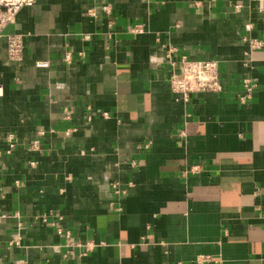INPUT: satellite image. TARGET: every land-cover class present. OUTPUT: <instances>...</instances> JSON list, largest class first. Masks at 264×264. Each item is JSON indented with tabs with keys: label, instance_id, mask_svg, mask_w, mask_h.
<instances>
[{
	"label": "crops",
	"instance_id": "0c3cea01",
	"mask_svg": "<svg viewBox=\"0 0 264 264\" xmlns=\"http://www.w3.org/2000/svg\"><path fill=\"white\" fill-rule=\"evenodd\" d=\"M3 34L0 264H264V0H39ZM168 54L223 91L180 99Z\"/></svg>",
	"mask_w": 264,
	"mask_h": 264
},
{
	"label": "built area",
	"instance_id": "2783aa9c",
	"mask_svg": "<svg viewBox=\"0 0 264 264\" xmlns=\"http://www.w3.org/2000/svg\"><path fill=\"white\" fill-rule=\"evenodd\" d=\"M39 0H1L0 1V38L3 30L14 22L17 14L24 7H32ZM136 31H140L139 28ZM8 56L10 60L21 61L24 55V41L22 36L7 34ZM264 45L262 40L253 39L250 41L251 50L260 49ZM169 65H171V76L169 80L170 90L185 102H189L193 94L208 92L220 93L223 91L221 81L220 64L217 61H201L187 57L174 59L170 54ZM257 84L249 77L243 81L245 95L241 97L243 103L254 95ZM14 137L9 136L10 142ZM37 144V143H35ZM13 146V145H11ZM10 146V147H11ZM18 264H24L19 262Z\"/></svg>",
	"mask_w": 264,
	"mask_h": 264
}]
</instances>
